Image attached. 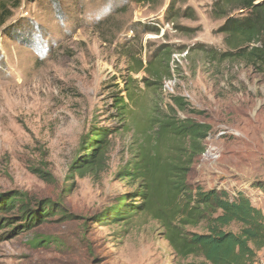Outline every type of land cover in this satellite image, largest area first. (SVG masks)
<instances>
[{"label": "rangeland", "instance_id": "obj_1", "mask_svg": "<svg viewBox=\"0 0 264 264\" xmlns=\"http://www.w3.org/2000/svg\"><path fill=\"white\" fill-rule=\"evenodd\" d=\"M163 1L148 6L129 0H0L12 9L0 27V194L18 191L65 210L29 232L12 236L0 230V264L192 261L177 258L148 217H135L127 226H98L94 220L130 191L115 175L128 159L133 123L154 103L150 94L141 95L142 105L128 127L113 117L112 100L125 98L130 78L127 54L145 62L163 43L186 49L172 56L175 73L164 83L158 105L165 110L170 95L181 96L194 113L179 112V117L211 128L187 183L225 190L230 197L242 192L264 214V193L252 187L264 182V70L203 56L200 46L226 51L223 36L216 33L223 21L211 16L212 0H187L196 13L195 20L178 21L196 30L187 35L164 22L169 0ZM138 22L160 24V34L133 40L130 26ZM95 126L116 130L107 171L99 182L84 178L70 187L68 167L81 138ZM189 230L203 232L201 227ZM254 264H264V248Z\"/></svg>", "mask_w": 264, "mask_h": 264}, {"label": "trees", "instance_id": "obj_2", "mask_svg": "<svg viewBox=\"0 0 264 264\" xmlns=\"http://www.w3.org/2000/svg\"><path fill=\"white\" fill-rule=\"evenodd\" d=\"M129 1L148 6L164 4L163 0ZM11 16L12 9L1 2L0 27ZM211 16L223 21L216 33L223 36L226 51L200 46L203 56L210 62H238L264 70V0H212ZM163 19L180 34L196 31L178 24L181 19H196L187 0H169ZM130 27L133 40L147 33L160 34V24L138 22ZM185 49L163 43L150 51L145 62L127 54L126 72L130 78L125 82V98L117 95L112 100L113 117L122 127H128L130 120L136 118L134 109L142 105L143 95L150 94L154 103L148 107L146 117L132 122L134 138L128 159L115 175L130 191L95 217V224L127 226L135 217L145 216L160 226L177 258L192 260L188 264H254L257 253L264 248L263 212L242 192L230 197L225 190L205 191L187 183L191 166L204 153V141L211 128L179 117V112L192 111L181 96L170 95L165 110L158 105L163 100L164 83L175 73L172 56ZM139 74H143L140 79L132 78ZM115 131L112 127L95 126L81 138L80 151L68 167L66 179L70 187L84 178L101 180L108 168ZM252 187L264 193V182H255ZM64 213L60 204L47 199L32 201L18 191L0 194V230L8 229L12 236L32 231ZM195 227H201L203 232L189 230Z\"/></svg>", "mask_w": 264, "mask_h": 264}]
</instances>
